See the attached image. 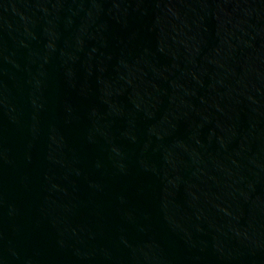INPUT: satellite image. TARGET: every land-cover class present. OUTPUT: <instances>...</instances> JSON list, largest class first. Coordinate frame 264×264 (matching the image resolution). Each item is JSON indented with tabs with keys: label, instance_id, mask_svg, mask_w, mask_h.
I'll use <instances>...</instances> for the list:
<instances>
[{
	"label": "water",
	"instance_id": "1",
	"mask_svg": "<svg viewBox=\"0 0 264 264\" xmlns=\"http://www.w3.org/2000/svg\"><path fill=\"white\" fill-rule=\"evenodd\" d=\"M0 264H264V0H0Z\"/></svg>",
	"mask_w": 264,
	"mask_h": 264
}]
</instances>
